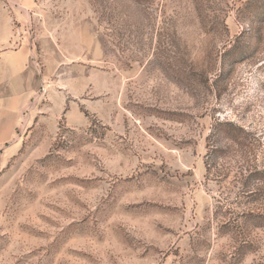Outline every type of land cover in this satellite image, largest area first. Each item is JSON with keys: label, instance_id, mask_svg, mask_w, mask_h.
Returning a JSON list of instances; mask_svg holds the SVG:
<instances>
[{"label": "rangeland", "instance_id": "rangeland-1", "mask_svg": "<svg viewBox=\"0 0 264 264\" xmlns=\"http://www.w3.org/2000/svg\"><path fill=\"white\" fill-rule=\"evenodd\" d=\"M0 24L34 71L0 112V264H264V0H0Z\"/></svg>", "mask_w": 264, "mask_h": 264}, {"label": "crops", "instance_id": "crops-1", "mask_svg": "<svg viewBox=\"0 0 264 264\" xmlns=\"http://www.w3.org/2000/svg\"><path fill=\"white\" fill-rule=\"evenodd\" d=\"M17 40L15 24H0L1 114L4 106L11 105L12 108H17L20 104V94L28 92L33 85L34 71L27 68L29 52L24 45L15 48L13 44ZM7 93L10 96L6 97Z\"/></svg>", "mask_w": 264, "mask_h": 264}]
</instances>
